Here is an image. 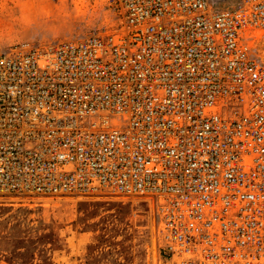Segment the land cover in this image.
Returning <instances> with one entry per match:
<instances>
[{"label":"built area","instance_id":"1","mask_svg":"<svg viewBox=\"0 0 264 264\" xmlns=\"http://www.w3.org/2000/svg\"><path fill=\"white\" fill-rule=\"evenodd\" d=\"M227 1L0 52V195L142 198L164 264H264V0Z\"/></svg>","mask_w":264,"mask_h":264},{"label":"rangeland","instance_id":"2","mask_svg":"<svg viewBox=\"0 0 264 264\" xmlns=\"http://www.w3.org/2000/svg\"><path fill=\"white\" fill-rule=\"evenodd\" d=\"M237 0H228L234 4ZM56 45L121 24L116 0H25ZM0 52L19 43L4 38ZM151 202L103 190L93 195H0V264H164Z\"/></svg>","mask_w":264,"mask_h":264},{"label":"clouds","instance_id":"3","mask_svg":"<svg viewBox=\"0 0 264 264\" xmlns=\"http://www.w3.org/2000/svg\"><path fill=\"white\" fill-rule=\"evenodd\" d=\"M25 0H0V46L11 35L17 42L52 40L57 34L37 15H28Z\"/></svg>","mask_w":264,"mask_h":264}]
</instances>
